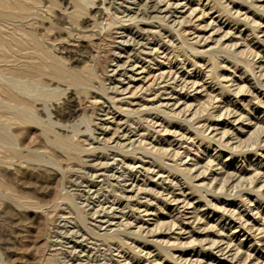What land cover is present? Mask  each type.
I'll return each mask as SVG.
<instances>
[{"label": "rangeland", "instance_id": "374dc122", "mask_svg": "<svg viewBox=\"0 0 264 264\" xmlns=\"http://www.w3.org/2000/svg\"><path fill=\"white\" fill-rule=\"evenodd\" d=\"M90 1L70 18L74 0H40L30 21L71 68L99 60L104 90L62 83L50 104L55 130L91 149L80 160L36 127L13 126L23 155L34 149L58 165L0 164V264H264V0ZM23 30L0 26V39H14L10 65L34 59ZM210 48L239 60L219 52L212 62ZM144 144L164 150L163 162ZM125 225L137 235L100 236Z\"/></svg>", "mask_w": 264, "mask_h": 264}, {"label": "bare ground", "instance_id": "6f19581e", "mask_svg": "<svg viewBox=\"0 0 264 264\" xmlns=\"http://www.w3.org/2000/svg\"><path fill=\"white\" fill-rule=\"evenodd\" d=\"M90 0H74V5L72 11L65 9V13L69 15L70 18H79L82 15L87 14V7ZM40 0H0V26L3 24H14L19 30L24 29V33L27 37L28 43L30 45L32 60L24 61L19 66L10 65L8 62V57L6 52L12 48L11 40L14 39H0V164H11L16 160H33L38 163L47 162L53 165H58V163L52 158V156L46 158L34 149H28L29 154L23 155L22 148L19 145L18 136L13 132V126L18 125H30L31 127H36L39 129L40 133L51 145H55L59 148L66 150L68 155L72 156L73 159L80 160L81 154L86 151H91L90 148L85 147L79 142H75L72 136H64L55 130V122L51 118L50 104L53 100H57L61 93L64 92L60 84H66V87L75 88L77 94H90L92 90L99 89L104 90V84L101 80L100 74L97 70L98 61L93 64L85 66L81 70H77L68 66L66 59L56 51L54 46L47 44L43 36H39L37 31L33 28L30 21L37 18L34 13L35 9L38 8ZM42 5V4H41ZM128 5V4H127ZM132 5V4H131ZM166 5V4H165ZM176 5V4H175ZM223 5V4H222ZM250 6V5H249ZM185 8V7H184ZM256 8V7H255ZM197 8L191 10L193 13ZM124 10V9H123ZM114 11V10H113ZM120 11V10H119ZM38 12V11H37ZM43 12V11H42ZM190 12V13H191ZM203 12V11H202ZM135 14V13H134ZM114 16V15H113ZM146 16V15H145ZM123 17V16H122ZM121 17V18H122ZM136 18V16H134ZM133 18V19H134ZM143 18V17H142ZM142 18H140L142 20ZM148 18V17H145ZM154 18V17H153ZM170 18V17H169ZM119 19V18H118ZM149 19V18H148ZM146 20V23L148 21ZM157 21L162 22V18L156 16ZM120 20V19H119ZM118 20V21H119ZM122 24H124L123 19H121ZM139 18H136V22ZM145 20V19H144ZM143 20V21H144ZM40 21V20H39ZM133 21V24L136 22ZM152 21V20H151ZM142 22V21H141ZM128 23V20H127ZM149 23V22H148ZM147 23V24H148ZM169 23V22H168ZM178 23V22H177ZM176 24V23H175ZM249 24V23H248ZM72 25V24H71ZM139 25V24H137ZM169 25V24H168ZM179 25V24H178ZM251 25V24H250ZM73 26V25H72ZM99 25L95 22L94 27L97 28ZM127 26H121V30L125 32ZM66 27V26H65ZM194 27V26H193ZM133 28V27H132ZM254 29V28H253ZM152 30V29H150ZM153 29L152 32L155 34ZM182 30V29H181ZM186 31V29H184ZM102 31V30H101ZM119 31V30H118ZM131 31V30H130ZM175 31V30H174ZM4 32V31H3ZM184 32V31H183ZM40 33V32H39ZM168 33V32H167ZM176 33V32H175ZM182 33V31H181ZM118 34H120L118 32ZM153 35V34H152ZM189 35V34H188ZM225 35V34H224ZM85 37L86 39H92L87 31L79 37ZM178 36V34H177ZM183 36H185L183 34ZM181 36L180 39H184ZM198 37V36H197ZM241 37V36H240ZM134 38V37H133ZM223 38V37H222ZM159 39V38H158ZM243 39V38H242ZM247 39V38H246ZM103 40V39H102ZM85 42V41H84ZM112 42V41H111ZM164 42V41H163ZM122 43V42H121ZM125 43V42H124ZM161 44V43H160ZM146 45V44H145ZM175 45V44H174ZM180 45V44H179ZM237 45V44H235ZM181 46V45H180ZM179 46V47H180ZM182 46L191 47L185 40H182ZM91 47V46H90ZM176 48V47H175ZM218 48V47H216ZM16 49V48H15ZM124 49V48H123ZM187 49V48H186ZM211 49V48H210ZM188 50V49H187ZM144 51V50H143ZM162 51V50H161ZM178 51V49H177ZM200 51V50H199ZM108 52V51H107ZM136 52V51H135ZM150 52V51H149ZM171 52V51H170ZM202 52V51H201ZM219 52L226 53L230 58L239 60L238 55L235 51H230L229 49H211L206 54L212 62H214L217 54ZM260 52V51H259ZM156 53V52H155ZM193 53V51H192ZM221 54V53H219ZM218 54V55H219ZM226 54H222L226 56ZM180 55V54H179ZM17 56V55H16ZM96 57V56H95ZM113 57V56H112ZM161 57V56H160ZM169 57V56H168ZM222 57V56H221ZM102 59V56L100 57ZM146 58V57H145ZM223 58V57H222ZM94 59V58H93ZM151 59V58H150ZM193 59V57H192ZM103 60V59H102ZM154 60V59H153ZM194 60V59H193ZM241 60V59H240ZM11 61V59H10ZM164 61V60H163ZM100 62H102L100 60ZM107 62V61H106ZM248 62V61H247ZM242 63V62H241ZM245 63V62H244ZM210 64V63H209ZM154 65V64H153ZM244 65V64H243ZM213 66L215 72L214 63ZM104 67V66H103ZM151 68V67H150ZM255 68V67H254ZM102 70V69H100ZM169 70V69H168ZM209 71V70H208ZM162 73V72H161ZM216 73V72H215ZM214 73V74H215ZM218 75V73H216ZM215 74V75H216ZM160 75V74H159ZM158 76V75H157ZM156 78V76H154ZM161 77V76H160ZM217 77V76H216ZM131 78V77H130ZM133 78V77H132ZM185 78V77H184ZM186 79V78H185ZM218 79V77H217ZM202 80V79H201ZM220 81V80H219ZM53 82L57 85L53 86ZM152 82V81H151ZM192 82V81H190ZM199 82V81H197ZM196 82V84H197ZM211 82V81H210ZM195 85V83H194ZM210 86V85H209ZM151 87V86H150ZM128 88V87H127ZM204 88V87H203ZM226 88V87H225ZM153 89V88H152ZM182 89V88H181ZM117 90V89H115ZM162 90V89H161ZM206 90V89H205ZM134 91V90H133ZM141 91V90H140ZM171 91V90H170ZM204 91V90H203ZM117 92V91H116ZM206 92V91H205ZM76 94V93H75ZM133 94V93H132ZM173 95V94H172ZM171 95V96H172ZM214 95V94H213ZM98 97V96H97ZM118 97V96H117ZM213 97V96H212ZM212 97L210 99H212ZM124 98V97H123ZM204 98V97H203ZM122 99V98H121ZM180 99V98H179ZM218 99V98H217ZM123 100V99H122ZM209 101V100H208ZM210 102V101H209ZM213 102V101H212ZM201 103V102H200ZM203 103V102H202ZM175 104V103H174ZM109 105V104H108ZM146 105V104H145ZM202 105V104H201ZM204 105V104H203ZM208 105H210L208 103ZM213 105V103H212ZM125 107V106H124ZM145 107V106H144ZM190 107V105H189ZM143 108V107H142ZM164 108V107H163ZM116 109V108H115ZM152 109V108H151ZM187 109V108H186ZM199 109V108H198ZM196 109V110H198ZM111 110V109H110ZM144 110V109H143ZM171 110V109H170ZM38 111H42L46 114L47 119H43ZM180 111V110H179ZM252 111V110H251ZM174 112V111H173ZM185 112V111H184ZM102 113V112H101ZM105 113V112H104ZM109 113V112H108ZM122 113V112H121ZM150 114V113H149ZM147 115V114H146ZM171 115V114H170ZM176 115V114H175ZM112 116V115H111ZM130 116V115H129ZM157 116V115H155ZM164 117H169L168 114L163 113ZM179 117V116H177ZM207 117V116H206ZM113 118V117H112ZM174 118V117H173ZM143 119V118H142ZM147 120V119H146ZM153 120V119H152ZM243 120V119H242ZM241 120V121H242ZM82 121L86 125V129L91 131L90 121L87 118H83ZM82 122V123H83ZM144 122V121H142ZM155 123V122H154ZM162 123V122H161ZM60 125V124H59ZM169 125V124H168ZM167 125V126H168ZM61 127V126H60ZM106 127V126H105ZM148 127V126H147ZM151 127V126H150ZM74 133L80 132L81 129L79 125L74 124L71 126ZM33 129V128H32ZM85 129V128H84ZM94 129V128H93ZM150 129V128H149ZM168 129V128H167ZM188 129V128H187ZM263 129V128H260ZM169 130V129H168ZM167 130V131H168ZM31 131V130H30ZM33 131V130H32ZM63 132V131H62ZM170 132V131H169ZM33 133V132H32ZM257 133V132H256ZM260 134L261 131L259 132ZM26 134V133H25ZM37 136V133H35ZM74 134V135H75ZM177 134V133H176ZM24 135V134H23ZM148 135V134H147ZM34 136V135H33ZM143 136V135H142ZM81 137V136H80ZM93 137V136H92ZM209 137V136H208ZM163 138V137H162ZM254 138V137H253ZM153 139V138H152ZM27 140V139H26ZM134 140V139H133ZM104 142V141H103ZM133 142V141H132ZM131 142V143H132ZM148 142V141H146ZM162 142V141H161ZM21 143V142H20ZM119 143V142H118ZM120 144V143H119ZM161 145V144H160ZM131 147V146H130ZM159 148V147H158ZM150 147L149 144H144L141 146V151L150 155L153 160L151 162H163L162 156L164 150L161 148ZM121 149V148H120ZM127 149V148H126ZM125 149V150H126ZM130 149V148H129ZM128 149V150H129ZM34 150V151H33ZM199 150V149H198ZM135 151V150H134ZM134 151H128L127 155L132 158ZM111 152V151H110ZM123 153V152H122ZM125 155V154H124ZM182 155V153H181ZM48 156V155H47ZM83 157V156H82ZM149 157V156H148ZM177 158V157H176ZM56 159V158H55ZM144 159V158H143ZM150 159V158H149ZM145 160V159H144ZM164 160V159H163ZM81 162V161H80ZM152 162V163H153ZM182 162V161H181ZM213 162V161H212ZM82 163V162H81ZM154 163V164H155ZM165 163V161H164ZM19 164V163H18ZM149 164V163H148ZM168 165L170 163H167ZM212 164V163H210ZM14 165V164H13ZM158 165V164H157ZM172 167V164L169 165ZM153 167V166H152ZM159 167V166H158ZM175 170L180 172L190 171L192 167H187L186 169H181L180 167H175ZM83 168V167H82ZM148 168V167H147ZM170 168V167H169ZM137 169V168H136ZM171 169V168H170ZM195 169V168H194ZM110 170V169H109ZM163 170V169H162ZM186 171V172H187ZM255 171V170H254ZM128 172V171H127ZM133 173V172H132ZM81 174V173H80ZM90 174V173H89ZM94 174V173H93ZM113 174V173H112ZM257 174V173H256ZM115 175V174H114ZM122 175V174H121ZM134 175V174H133ZM183 175V174H182ZM126 176V175H125ZM64 177V176H63ZM108 177V176H107ZM120 177V176H119ZM124 177V176H123ZM254 177V176H253ZM256 177V176H255ZM189 178V177H188ZM215 179V178H214ZM261 179V178H260ZM118 180V179H117ZM173 180V178H172ZM186 181L189 179H185ZM132 181V180H131ZM254 181V180H253ZM106 182V181H105ZM115 182V181H114ZM190 182V180H189ZM223 182V181H222ZM251 182V181H250ZM53 183V182H52ZM176 183V182H175ZM226 183V182H225ZM224 183V184H225ZM104 184V183H103ZM119 184V183H118ZM117 186V185H116ZM222 186V183H221ZM100 187V186H99ZM106 187V186H105ZM107 187H109L107 185ZM106 187V188H107ZM144 187V186H143ZM105 188V189H106ZM201 189V188H200ZM219 189V188H218ZM140 190V189H139ZM95 191V190H94ZM110 191V190H109ZM114 192V191H113ZM4 193V192H2ZM76 193V192H75ZM92 193V192H91ZM118 193V192H117ZM10 196V194L8 193ZM75 195V194H73ZM122 195V194H121ZM124 195V194H123ZM139 195V194H138ZM137 195V196H138ZM115 196V195H114ZM126 196V195H125ZM186 196V195H185ZM134 197H136L134 195ZM183 197V196H182ZM257 197V196H256ZM5 198V197H4ZM7 198V197H6ZM125 198V197H124ZM1 199V197H0ZM16 200V198H14ZM76 213V217L80 220H84V215L72 197L65 198ZM100 199V198H99ZM108 199V198H107ZM128 199V198H127ZM133 199V198H131ZM185 199V198H184ZM14 200V201H15ZM21 200V199H20ZM19 200V202H20ZM139 200V199H138ZM181 200V199H180ZM78 201V200H77ZM129 201V200H128ZM127 201V202H128ZM182 201V200H181ZM18 202V200H17ZM22 202V201H21ZM141 202V201H140ZM21 204V203H20ZM67 204V203H66ZM84 204V203H83ZM108 204V203H107ZM23 205V204H22ZM82 205V204H81ZM101 205V204H100ZM187 205V204H186ZM84 207V206H83ZM31 208V207H30ZM135 209V208H134ZM37 210V209H36ZM101 210V209H100ZM111 210V209H110ZM132 211V210H131ZM134 213V212H133ZM149 213V212H148ZM136 216V215H135ZM60 219V218H59ZM70 219V218H69ZM88 219V218H87ZM74 220V219H73ZM58 221V220H57ZM102 221V220H101ZM106 221V220H105ZM77 222V221H76ZM113 222V221H112ZM127 222V221H126ZM107 223V222H106ZM99 224V223H98ZM180 226V225H179ZM65 227V226H64ZM55 228V227H54ZM137 229V228H136ZM59 230V229H58ZM92 230V229H91ZM99 230V229H98ZM55 231V230H54ZM63 231V230H62ZM64 232V231H63ZM93 233V232H92ZM95 234L98 233L95 231ZM55 234V233H54ZM123 234H133L137 235L135 232L128 230L127 226L123 228H115L101 233L100 236L104 240L121 239ZM60 240V239H59ZM103 241V240H102ZM178 241V240H177ZM55 243V242H54ZM111 243V242H110ZM121 243V242H120ZM134 243V242H133ZM56 245V244H55ZM72 246V245H71ZM121 247V246H120ZM159 247V246H158ZM97 250V249H96ZM66 251V250H65ZM108 251V250H107ZM166 251V250H165ZM69 252V251H68ZM50 254V253H49ZM166 254V253H165ZM55 255V254H53ZM59 255V254H58ZM167 255V254H166ZM161 256V255H160ZM250 256V254H249ZM56 257V256H55ZM61 257V256H60ZM92 258V257H91ZM68 260V258H67ZM71 260V259H70ZM87 260V259H86ZM85 260V261H86ZM127 260V259H126ZM59 261V260H57ZM62 261V260H61ZM116 261V260H115ZM60 263V262H59ZM63 263V262H62ZM131 263V262H130ZM53 264H58L54 262ZM128 264V262H127Z\"/></svg>", "mask_w": 264, "mask_h": 264}]
</instances>
